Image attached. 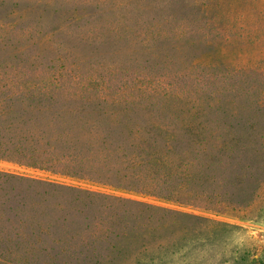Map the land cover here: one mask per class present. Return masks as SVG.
Listing matches in <instances>:
<instances>
[{
	"label": "trees",
	"instance_id": "trees-1",
	"mask_svg": "<svg viewBox=\"0 0 264 264\" xmlns=\"http://www.w3.org/2000/svg\"><path fill=\"white\" fill-rule=\"evenodd\" d=\"M193 13L181 20L204 21ZM189 47L160 44L157 56L208 75L184 92L200 98L194 105L90 85L54 93L57 78L27 95L0 92V162L40 175L0 170V248L38 251L49 264H249L230 241L239 227L114 194L264 220V101L244 80L242 102L228 101L223 78L209 90L216 63L199 61L204 45Z\"/></svg>",
	"mask_w": 264,
	"mask_h": 264
},
{
	"label": "rangeland",
	"instance_id": "rangeland-1",
	"mask_svg": "<svg viewBox=\"0 0 264 264\" xmlns=\"http://www.w3.org/2000/svg\"><path fill=\"white\" fill-rule=\"evenodd\" d=\"M202 2L204 5L198 7ZM261 2L262 15L259 0H0V92L27 95L36 90L31 83L57 78L64 84L54 93H71L90 85L139 93L165 105H194L200 98L184 92L194 87L191 80L204 83L208 75L191 72L181 56L168 65V59L157 56V45L182 50L197 44L206 48L199 61L216 63L209 90L218 91L216 86L223 78L232 87L228 101H239L234 94L244 80L257 89L250 93V99L259 103L264 101L259 86L264 83V57L260 54L264 49V0ZM185 9L204 21L194 25L183 22L181 11ZM70 79L80 85L73 89ZM243 97L247 100L246 93ZM0 170L40 176L8 163L0 162ZM114 194L237 226L240 230L232 231L230 241L246 251L249 264H264V220L218 218L151 199ZM47 263L38 251L0 248V264Z\"/></svg>",
	"mask_w": 264,
	"mask_h": 264
}]
</instances>
